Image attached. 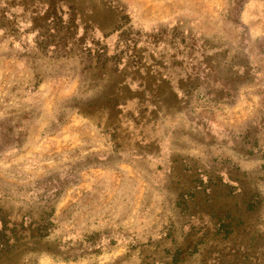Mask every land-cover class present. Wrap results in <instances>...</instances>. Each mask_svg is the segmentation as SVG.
Returning a JSON list of instances; mask_svg holds the SVG:
<instances>
[{"label": "rangeland", "instance_id": "rangeland-1", "mask_svg": "<svg viewBox=\"0 0 264 264\" xmlns=\"http://www.w3.org/2000/svg\"><path fill=\"white\" fill-rule=\"evenodd\" d=\"M228 2L0 0V264H264V49ZM74 109L98 153L64 192L33 141Z\"/></svg>", "mask_w": 264, "mask_h": 264}, {"label": "crops", "instance_id": "crops-1", "mask_svg": "<svg viewBox=\"0 0 264 264\" xmlns=\"http://www.w3.org/2000/svg\"><path fill=\"white\" fill-rule=\"evenodd\" d=\"M229 3H231L232 5H229ZM227 12H229L232 17L237 16L238 21L241 23V25L244 26L248 35L253 38L256 47H261L264 49V27L262 26L264 25V0H244L241 6H236L234 4V1L229 0ZM75 85L76 82L74 83V86ZM79 87H81V81H79ZM48 89H50L49 84H47L46 86L38 87L37 91L42 90L41 94L23 93L17 95H6L5 101L9 102L11 104V110L18 114L13 119L17 123L15 125H27L26 121H29V109L26 106L33 107V109L36 110L41 109V106H38V103L41 99H43V95H46ZM73 90L75 93L76 89L74 88ZM64 91H68V89ZM123 110H125L124 107ZM47 113L51 114V118H49L46 123L37 124V127L39 129L37 131V134H34L33 143L37 142L38 144L37 146H35V148L44 152L43 157L49 159L51 161L50 164L55 165V163H53V160H55L56 156L57 158H60V160H64L62 162L63 167L59 169V171L60 174L64 175L65 177V184H72V186L65 185L63 189L64 192H82V159H87V157L90 159L97 158L98 148L95 147V145H92L91 142L93 138L92 133L98 134L99 122L97 119H94L92 115H89L86 120H83L80 110L78 115L76 114V109H74V116L72 118H69L66 122L60 121L59 117L55 115L54 111H49ZM112 120H110V118L108 117L105 120L107 131L108 128L110 132L113 131L114 127L116 128V130H121L120 128H125L127 126L129 128V125L124 126L125 124L120 121H117V123L114 125V120ZM88 128L90 136L87 138V141L89 142V145L87 146L86 144H83V133L84 130L87 131ZM154 141L155 142L153 146H155L157 142L159 149L157 152L161 153L162 143L160 139H158V141ZM123 142L128 143L129 141H125L123 139ZM84 143H86V141ZM147 143L148 142L144 139L142 142L143 149H146ZM107 147L106 149L108 150ZM13 148L14 147H11V150ZM12 156H14V153L11 152V157ZM87 169L91 171L92 167L89 166L88 168H85V171H87ZM55 171L56 169L50 170L49 173L53 174L55 173ZM88 185V189H90V191H94L91 182ZM45 190L48 191L49 188ZM63 199L64 197H62L60 201ZM75 199H78V197H75L74 200Z\"/></svg>", "mask_w": 264, "mask_h": 264}]
</instances>
